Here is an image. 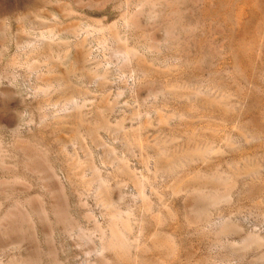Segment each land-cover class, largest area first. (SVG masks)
Masks as SVG:
<instances>
[{
  "label": "rangeland",
  "instance_id": "1",
  "mask_svg": "<svg viewBox=\"0 0 264 264\" xmlns=\"http://www.w3.org/2000/svg\"><path fill=\"white\" fill-rule=\"evenodd\" d=\"M263 27L264 0H0V264H264Z\"/></svg>",
  "mask_w": 264,
  "mask_h": 264
},
{
  "label": "bare ground",
  "instance_id": "2",
  "mask_svg": "<svg viewBox=\"0 0 264 264\" xmlns=\"http://www.w3.org/2000/svg\"><path fill=\"white\" fill-rule=\"evenodd\" d=\"M142 3V2H141ZM128 17V16H127ZM132 17V16H131ZM125 19V18H124ZM127 19V18H126ZM132 19V18H131ZM131 21V20H130ZM130 25V24H128ZM167 25V24H166ZM264 28V27H263ZM244 44V43H243ZM253 45V44H252ZM241 47V46H240ZM125 49V48H124ZM259 51V50H258ZM128 52V51H127ZM126 53V52H125ZM125 55V54H124ZM127 55V54H126ZM20 147V146H19ZM2 148V147H1ZM100 180V179H99ZM98 180V181H99ZM93 182V181H92ZM199 188V187H198ZM98 190V189H97ZM101 191V190H100ZM106 193V192H105ZM101 196V195H100ZM106 198V197H105ZM110 199V198H109ZM34 200V199H33ZM22 206V205H20ZM19 207V206H18ZM17 207V208H18ZM110 207V206H109ZM20 208V207H19ZM26 208V207H25ZM29 208V207H28ZM106 208V207H105ZM38 212V211H37ZM24 213V212H23ZM34 213V212H33ZM10 214V213H9ZM11 216V215H10ZM7 216L4 215V218ZM30 217V216H29ZM111 221L109 229L107 232H104L105 236V243L108 248L114 249V250H122L126 247L125 239H124V228L127 224V220L124 219V217H121L118 213L113 212L111 213ZM109 218V219H110ZM2 219V218H1ZM4 221V220H3ZM6 222V221H5ZM124 230V231H123ZM168 242V241H167ZM171 246V245H170ZM106 247V248H107ZM170 248V247H169ZM136 256V255H135ZM140 262V261H139ZM195 264V263H194Z\"/></svg>",
  "mask_w": 264,
  "mask_h": 264
}]
</instances>
